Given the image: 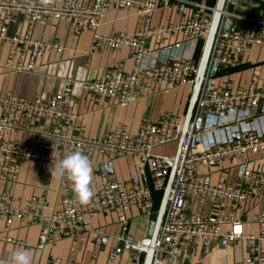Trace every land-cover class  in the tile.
Listing matches in <instances>:
<instances>
[{
	"label": "built area",
	"instance_id": "1",
	"mask_svg": "<svg viewBox=\"0 0 264 264\" xmlns=\"http://www.w3.org/2000/svg\"><path fill=\"white\" fill-rule=\"evenodd\" d=\"M242 1L224 0L202 85L183 136V119L168 117L156 122L143 120L133 134L123 129L100 137L75 133L72 127L76 99L71 94L70 83L46 100L24 99L13 94L0 97L1 180L14 181L23 163L40 170L56 166L66 177L78 163H86L95 156L99 157L97 171L101 179L97 189H86L79 198L65 191L61 208L49 215H44L43 197L16 207L0 195V219L43 221L47 228L39 236L41 248L49 230L73 238L82 229L85 217L113 213L122 225L121 232H97L96 244L122 243L136 251L125 264H139L151 240L147 236L136 241L128 238L127 213L140 208L152 214L153 194L162 195L174 166L165 211L153 242L151 264H180L184 246L195 247L199 241L215 240L221 247L243 240L246 253L243 263L264 264V211L248 213L242 219L236 216L247 197L255 198L264 190V171L251 165L253 162L248 159L250 153L264 152V86L257 87L256 77L251 78L248 89H236L230 83L214 86L210 74L215 61L223 69H230L250 48L264 52V0H246L248 7ZM161 3L186 6L188 15L176 24L157 26H150L146 18L143 27L131 35L99 32L102 18L109 10L132 9L149 17ZM215 3L216 0H0V26L12 22L14 13L22 14L27 22L23 35L3 33L0 37L11 43L17 71L30 69L48 49H62L57 41L43 42L31 37L32 27L39 20L66 19L78 30L90 31L92 51L107 50L115 55L121 48H127L133 61L129 71L116 68L93 80L86 79L82 89L128 107L141 92L151 90L154 85L166 92L184 86L191 90L200 55L195 56L198 49L201 53ZM227 19L234 29L232 26L224 29ZM178 33L181 41L153 50L158 56L165 53L158 66L143 65V59L151 53L146 45L148 40L174 37ZM184 44L190 46V58L169 55L172 49L182 48ZM15 133L21 135L20 139L10 137ZM171 142L179 143L175 163L174 156L153 153L156 147ZM126 154L137 157L139 167L147 169L149 183H141L138 172L132 173L129 187L109 177L114 160ZM226 161L241 164L235 185L222 177L216 183L211 180L210 170L223 169ZM62 185L66 188L65 182ZM207 198L210 212L204 214ZM193 203L195 211L190 208ZM252 223L257 225L256 234L246 230ZM116 256L113 250L108 264H113ZM46 264L69 263L55 257Z\"/></svg>",
	"mask_w": 264,
	"mask_h": 264
},
{
	"label": "crops",
	"instance_id": "2",
	"mask_svg": "<svg viewBox=\"0 0 264 264\" xmlns=\"http://www.w3.org/2000/svg\"><path fill=\"white\" fill-rule=\"evenodd\" d=\"M181 6L161 3L149 17L137 14L132 9L109 10L102 18L99 32L103 34L122 32L131 35L143 27L146 18L150 26L176 24L188 15V8ZM13 17L12 22L0 26L1 35L3 33L23 35L26 32L25 17L19 13H14ZM31 37L43 42L57 41L62 49H48L30 69L17 71L14 69L15 60L13 61L11 56L12 45L0 37V97L13 94L24 99L46 100L60 93L64 86L70 83L71 94L76 99L74 106L76 118L72 128L75 133L88 137H100L116 129L133 134L146 119L156 122L161 117H168L176 120L180 118L184 122L191 91L187 86L166 92L154 85L151 90L141 92L128 107H122L112 99L82 89V82L86 79L93 80L116 68L129 71L133 61L127 48H121L115 55L107 50L92 51V33L78 30L74 23L66 19L49 18L36 21L31 30ZM181 38V34L178 33L174 37L148 40L146 45L151 53L143 59V65L158 66L165 53L158 56L153 50L181 41ZM169 55L190 58V46L184 44L182 48H174ZM197 57L198 55L195 56ZM28 59L29 54L25 64L28 63ZM252 77H256L257 87L264 86V52L256 47L250 48L230 69H223L218 65L211 83L214 86L230 83L236 89H248ZM10 137L18 140L21 135L15 133ZM248 159L253 162L251 165L264 171V152L250 153ZM98 161L99 157L95 156L86 163H78L66 177L62 176L56 166H47L40 170L33 164L23 163L14 181L0 179V195L16 207L23 206L32 198L43 197L46 203L43 212L44 215H49L53 210L61 208V198L65 191L79 198L84 190H95L100 186ZM240 165L239 162L234 165L226 161L223 169L210 170L212 182L216 183L219 177L220 179L222 177L228 184H237ZM134 172L140 173L141 183L147 181L149 183L147 169L139 167L137 157L126 154L114 160L109 177L129 187L130 177ZM63 182L66 188L62 185ZM161 196L158 193L153 194L154 212L150 215L140 208L128 211V238L136 241L148 236ZM190 208L195 211L196 205L193 203ZM259 211H264V190L255 198L247 197L237 209L236 216L242 219L248 213L255 214ZM209 212L210 205L207 202L204 214ZM42 222L17 218L0 219V264H46L55 257L69 264H108L109 255L113 250L117 253L113 264H125L135 251L117 242L96 244L97 232L105 234L121 232L122 225L113 213L85 217L82 229L73 238L49 230L46 243L39 248V236L47 228ZM225 229L227 227H223V230ZM246 230L256 234L257 225L252 223ZM180 252V264H245L243 259L246 256L243 240L229 242L226 247H221L216 240L199 241L195 247L184 246Z\"/></svg>",
	"mask_w": 264,
	"mask_h": 264
},
{
	"label": "water",
	"instance_id": "3",
	"mask_svg": "<svg viewBox=\"0 0 264 264\" xmlns=\"http://www.w3.org/2000/svg\"><path fill=\"white\" fill-rule=\"evenodd\" d=\"M223 3H224V0H216V3H215V11L212 15L211 25L209 27L208 33H207L205 40H204V43H203V47H202L200 57L198 60V70H197V73L195 76L194 84H193L191 91H190L188 107H187V111L185 114V119H184L183 127H182V133H181L182 136L184 135V133L186 131L188 122H189L191 115L193 113V109L195 106L197 96L199 94V91H200V88L202 85V81H203L204 73L206 70V66H207V62H208V58H209V54H210V49H211L214 33H215L217 25H218V21H219V17H220V11L222 9ZM242 5L248 7L246 0L242 1ZM181 7H183V6H181ZM230 26H232V22H231V20L227 19L225 21V24H224V29H228ZM232 29H234V26H232ZM218 65L219 64L217 61H215L213 63V66H212V69L210 72L211 76H214ZM235 136L237 137V135H235ZM178 154H179V143L177 145V150H176V153L174 155V163L177 160ZM241 171H242V167H240V172ZM173 173H174V166L170 170L169 177L167 179L165 189L163 190L158 209L155 212L153 221L150 224V228H149V232H148L147 237L151 240V246L149 247L147 252L143 253V259L139 264H151V259H152V254H153V242L158 235L159 227H160L162 217H163V214L165 211L166 197H167L168 190H169L171 182H172ZM134 253H136V251H134Z\"/></svg>",
	"mask_w": 264,
	"mask_h": 264
},
{
	"label": "rangeland",
	"instance_id": "4",
	"mask_svg": "<svg viewBox=\"0 0 264 264\" xmlns=\"http://www.w3.org/2000/svg\"><path fill=\"white\" fill-rule=\"evenodd\" d=\"M177 145H178L177 142H171L169 144L161 145V146L156 147L153 150V153H157V154L160 153V154H166L169 156H174L176 153ZM207 202H209V205H210V199L209 198H207L206 204H207Z\"/></svg>",
	"mask_w": 264,
	"mask_h": 264
},
{
	"label": "trees",
	"instance_id": "5",
	"mask_svg": "<svg viewBox=\"0 0 264 264\" xmlns=\"http://www.w3.org/2000/svg\"><path fill=\"white\" fill-rule=\"evenodd\" d=\"M197 54H198V56L200 55V50L199 49H198V53Z\"/></svg>",
	"mask_w": 264,
	"mask_h": 264
}]
</instances>
